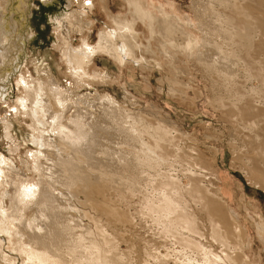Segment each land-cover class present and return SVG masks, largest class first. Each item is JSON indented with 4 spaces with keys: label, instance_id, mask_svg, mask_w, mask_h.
Instances as JSON below:
<instances>
[{
    "label": "bare ground",
    "instance_id": "1",
    "mask_svg": "<svg viewBox=\"0 0 264 264\" xmlns=\"http://www.w3.org/2000/svg\"><path fill=\"white\" fill-rule=\"evenodd\" d=\"M42 1L46 5L44 6L45 17L56 32L54 46L60 52V58L65 63L67 73L79 83L90 75V64L101 52L108 53L122 63L129 59L139 61L136 51L142 50L140 46L142 42L139 41V35L136 33L138 20L145 23L153 40L154 34L159 33L161 38L163 37L168 42L163 49L170 57L178 51L184 53L185 56L189 55L191 59L201 64L206 72H213L219 76L223 81L222 86L226 87L239 75L237 70L239 60L243 58V55L247 57L249 50L253 48L251 40L246 41V46L242 47V42L236 35L234 17L216 9L219 5L227 8L230 0H201L199 4H194L198 23L196 27L203 31L201 41L192 35L191 29L194 28V22L191 17H176L182 22L186 20V24L178 22L174 16L164 20L146 7L145 0H126L129 5V16H112L107 12L111 16L112 24L99 29L95 43H91L88 36L93 25L89 15V10L95 5L93 0H78V7L75 8L70 5L71 0ZM33 3V0H0V98L6 100L11 94L8 92L11 88L8 81L14 76L17 83L22 84L25 89L24 95L16 99L14 109L18 111L21 107L29 117L30 140L33 144L25 152L26 158L22 159L23 169L22 167L17 168L12 158L0 154V254L2 263L80 264L81 258L89 264L129 263V254H119L120 242L123 240L121 236L118 238L111 230L101 229L97 221H94L93 228L92 225L83 222L84 216H78L80 210L76 206V200L74 202L72 200L77 192V185L86 188L92 196L103 193L106 188L117 182V185L127 187L128 190L136 185L142 189L151 185V190H157L156 197H146V199L143 197L146 204L143 208L150 212H157L159 214L157 220L166 218L167 224L176 227L178 233L182 230L180 235H184L183 232L186 231L201 236V228L193 226L194 221L190 219L191 214L189 216L183 210L179 201L176 200L174 204L160 192L162 189L157 184L159 179L155 177V175L159 176L166 159L163 151L166 147L162 142L167 141L174 144L173 131L176 130V126H170L171 124L168 125L166 122L160 124L164 123L160 120V123L157 121L158 123L154 125L143 115L133 111L118 110L119 108L113 103L114 100L107 95L99 96L103 105L99 108L100 111L93 116V120L88 122L86 113L81 110L83 107L80 105H77L75 113L67 115L69 107L78 104V101L75 102L64 94L55 72L53 74L50 72L52 76L48 77L47 83L36 81L34 78L29 81L23 76V69L20 71L19 68L26 59L24 57L26 46L28 39L32 36L30 16L33 14ZM62 3L64 5H61ZM232 8L236 15H241L242 9L235 2ZM208 14L210 19H206ZM202 16H205V19ZM175 30L182 32L185 39L179 42L174 36L171 37V33L173 34ZM77 33L81 43L75 46L72 39ZM168 34H170L169 38ZM234 46L241 48L236 50ZM141 59L145 60L142 54ZM252 72L264 78V64L260 62L254 64L250 73ZM100 73L96 71L93 76L105 75ZM250 76L252 74H249ZM259 91L261 87H251L246 95L238 92L229 94L235 111L232 110L240 114L239 120L241 118L242 123L249 129L255 128L257 123L250 120L244 121L240 105L244 103L247 112H251V109L255 111L254 103L257 102ZM213 100L220 103L224 101L219 96H215ZM86 111L92 113L87 108ZM3 121L6 122L4 123L6 138L13 140V133L9 128L12 124L9 118L5 116ZM105 133L109 134L108 138L114 136L113 139L118 140L113 141L109 138L110 142H103L102 137L106 138ZM14 145L20 151L16 143L10 145L9 150L14 151ZM100 152L101 155L98 154ZM259 152L264 157V145L259 147ZM190 157L191 160L188 161L190 166L203 167L204 164H200L196 156L191 155ZM147 168L153 169V174L149 173ZM188 178L194 182L192 176ZM248 178L264 190L263 174L250 171ZM84 179L86 183H82ZM207 180L210 183L209 179ZM144 183H146L145 186L142 185ZM214 184L213 187L216 185ZM178 186L179 183L176 184V193L184 189ZM203 190L206 192V188ZM203 190L192 183L185 189L192 201L199 204L201 210H204L210 218L208 236L212 241L224 246V251H221L222 254L219 255L213 249H205L194 240V237H190L193 241L189 237L181 236L180 239H183L191 251L197 254L195 264H258L245 249L250 244V233L244 228L241 219L231 211L230 205L221 193L222 189L217 187L213 189L215 197L210 194L207 200H205ZM132 191H134L133 188ZM96 196L93 199V207L109 209V206L105 205L107 203L98 201ZM180 196L183 197L182 194ZM158 207L164 208L161 212L164 216L162 218L157 210ZM65 212L71 216V218L68 216V223ZM173 212H176V215L170 217L169 214ZM85 215L92 220L93 215L89 211H85ZM70 229L74 232L70 233ZM85 233L87 237L84 236ZM69 235L76 236L77 239L74 244H68L67 249H71L72 246L75 249L79 248L81 256L79 253L68 255L70 253L65 251V241L68 240ZM260 239L261 243L262 240L264 242V237L260 236ZM88 248L90 249L89 254L86 253ZM82 249L85 251L83 252ZM187 263L192 264L190 260Z\"/></svg>",
    "mask_w": 264,
    "mask_h": 264
},
{
    "label": "rangeland",
    "instance_id": "2",
    "mask_svg": "<svg viewBox=\"0 0 264 264\" xmlns=\"http://www.w3.org/2000/svg\"><path fill=\"white\" fill-rule=\"evenodd\" d=\"M33 1V14L30 16L32 36L28 39L26 46L24 54L26 59L19 68L20 71L23 69V76L29 81L34 78L36 81L47 83L48 77L55 72L58 84L64 90V94L75 102L78 101V104L69 107L67 115L75 113L77 105H80L83 107L81 110L86 113L88 122L93 120V116L100 111L99 108L103 105L99 96L107 95L114 100L113 103L119 108L118 110H128L143 115L154 125L160 120V122H164H159L160 124L166 122L168 125L171 124L170 126H176V130L173 131L174 144L167 141L162 142L166 147L163 149L166 159L160 169L162 176L159 174L155 177L157 180L159 179L157 184L162 189L160 192L174 204L176 200L180 202L183 210L188 215L191 214L190 219L194 221L193 226L201 228L202 235H194L186 231L183 232L184 235H180L182 230L178 233L176 227L167 224L166 218L157 220V216H159L157 212H150L143 208L145 204L143 197L145 199L146 197L152 198V196L155 198L157 194V190H151L152 186L150 185L151 188L149 185L145 186L146 183L142 184L145 186L143 189L137 185L133 186L134 191L132 188L128 190L127 187L117 185L118 182L113 183L111 187L106 188L103 193L97 196H92L86 188L76 184L77 192L72 200L73 202L76 200V206L80 210L78 216H84L83 222L94 228V221H97L101 229L111 230L116 237H122L119 254H129L128 264H186L189 260L195 264L194 261L198 258L197 254L191 251L183 239H180L181 236L189 237L191 240L194 237V240L205 249H213L219 255L222 254L221 251H224V246L210 239L208 236L210 218L204 210H201L199 204L192 201L185 189L189 187L190 183L194 186L198 185L202 190L206 188V192L203 190V193L207 200L210 198V194L215 197L213 192L217 187L222 189L221 193L230 205L231 211L241 219L244 228L250 233V244L245 249L258 264H264V242L262 240L261 243L260 239V236L264 237V190L248 178L250 171L264 175V157L259 152V147L264 145V78L254 72L250 73L254 64L259 62L264 64V0H230L227 8H223L222 5L216 8L222 10L226 15L234 17L236 35L242 42L243 48L246 46V41L251 40L253 43V48L249 50L248 56L244 57L245 55H243V58L241 57L242 59L238 62V77L236 76L235 81L228 85L226 83L227 87L222 86L223 81L219 76L213 72H206L202 68L203 66L191 59L189 55L185 56L184 53L178 51L173 57H170L163 49V46L168 42L163 37L161 38L159 33L154 34L153 40L147 26L140 20H138L136 32L139 35V41L142 42L140 44L142 50L136 51L139 61L129 59L122 63L108 53L101 52L90 64V75L79 83L67 73L65 63L60 58V52L54 46L56 32L45 17V3L42 0ZM93 2L95 5L89 10L93 21L88 32L91 43L97 41L100 28L112 24L109 15L124 17L130 14L126 0H93ZM145 2L149 10L164 20L170 19V16H174L175 19L176 17H191L194 22V28L191 29L192 35L196 36L199 41L202 40L203 31L196 27L198 23L194 9V4H199L201 0H145ZM233 2L242 9L241 15H236L234 12ZM70 5L73 8L78 7V0H71ZM207 16L206 19H210L209 14ZM202 17L205 19V16ZM240 19L242 20L240 21ZM185 22L186 20H183L182 23L186 24ZM171 35L179 42L185 39V35L178 30H175ZM169 37L170 34H168ZM72 43L75 46L81 43L78 33L74 35ZM240 48L235 47L236 50H240ZM179 52L180 54H178ZM141 54L145 60L141 59ZM96 71L105 75L93 76ZM249 74L252 76L249 77ZM16 80L13 76L8 81V85L11 87L8 90L11 92L8 98L6 100L0 98V154L12 158L13 162L17 164V168L22 167L21 169H23L22 159L26 158L25 152L33 144L30 140L29 117L21 107L18 111L14 109L16 99L25 93L22 84H18ZM251 87H261V91L257 93V102L254 103L256 110L251 109V112H247L244 103L239 104L244 121L250 120L257 123L255 128L249 129L242 123L241 118L239 120L240 114L234 113L235 109H233L229 94L238 92L241 95H246ZM215 96L224 100L223 103L213 100ZM86 108L92 113L87 112ZM5 116L12 124L9 128L12 130L13 140H9L5 136L4 125L6 122H2ZM105 135L106 138L102 137L105 141L101 138L102 141L110 142L109 138L111 137H107L109 134L105 133ZM113 138L115 137L111 138L113 141L118 140ZM13 143L18 144L20 151L15 145L14 151L9 150ZM98 154L101 155V152ZM177 155L178 157H176ZM191 155L196 156V159L200 160V164H204L203 167L190 166L188 161L191 160ZM147 171L152 173L153 169L147 168ZM213 173L218 175L215 177ZM189 176L194 178V182L190 181ZM210 176L214 179H211ZM82 183H86V180L84 179ZM178 183V187L184 188L180 193H176V184ZM213 183L216 184H214L215 187L212 186ZM132 192L133 195H131ZM95 196L98 201L109 204H105L109 206V209L105 210L102 207L95 209L93 207ZM163 209L157 208L160 218L164 217L161 213ZM85 211H89L93 215L92 220L85 215ZM70 213L76 215L74 212ZM175 215L176 212L169 214L170 217ZM68 216L70 214L65 212L67 223ZM69 232L73 233L74 230L70 229ZM84 236L88 235L85 233ZM191 236L192 238H190ZM67 239L65 251L70 253L68 255H77L79 248L75 249L72 246L71 249H67V245L74 244L77 237L69 235ZM91 251L94 252L93 246ZM86 253H90L89 248ZM79 256H81L80 253ZM1 257L0 254V264H3ZM79 263L89 264L82 258Z\"/></svg>",
    "mask_w": 264,
    "mask_h": 264
}]
</instances>
